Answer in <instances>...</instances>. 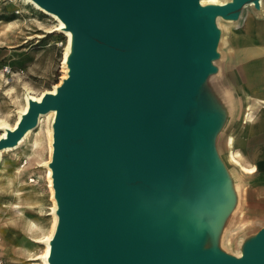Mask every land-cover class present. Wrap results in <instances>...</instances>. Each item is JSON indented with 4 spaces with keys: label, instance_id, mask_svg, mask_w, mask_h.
Instances as JSON below:
<instances>
[{
    "label": "water",
    "instance_id": "1",
    "mask_svg": "<svg viewBox=\"0 0 264 264\" xmlns=\"http://www.w3.org/2000/svg\"><path fill=\"white\" fill-rule=\"evenodd\" d=\"M32 1L72 32L69 73L55 94L29 104L0 151L55 111L49 264H264V228L242 258L204 249L217 225L208 165L231 196L218 233L234 204L213 146L222 114L202 94L215 71V18L237 20L258 0Z\"/></svg>",
    "mask_w": 264,
    "mask_h": 264
},
{
    "label": "rangeland",
    "instance_id": "2",
    "mask_svg": "<svg viewBox=\"0 0 264 264\" xmlns=\"http://www.w3.org/2000/svg\"><path fill=\"white\" fill-rule=\"evenodd\" d=\"M229 21L228 29H218L217 57L212 61L215 71L203 84L202 94L207 107L222 114L213 146L231 180L232 176H239V172L225 165L224 139L228 132L242 126L240 115L245 103H251L246 90L248 101H244L239 90L251 88L246 80L247 69L259 56H247L243 49L248 48L247 45L258 48L264 44V3L262 7L249 8L237 20ZM249 23L251 26L246 29ZM56 26L54 20L25 5L22 0H0V126H13L17 111L24 108L25 93L38 97L60 82L68 40L54 31ZM255 87L264 93V85ZM252 89L256 90L254 86ZM259 109L262 108L258 107L255 112ZM35 139L39 143L38 152L33 151L30 137L17 150L2 154L0 264H41L38 258L44 247L38 239L50 233L52 201L48 173L43 166L49 155L44 127L37 132ZM235 160L244 168H250L242 164L239 157ZM192 171L195 174L194 167ZM230 188L233 190V185ZM207 221L210 223V219ZM263 228L264 215L256 219L248 218L238 206L227 215L218 236L212 240L209 235L204 249L215 247L226 255L238 258L244 244Z\"/></svg>",
    "mask_w": 264,
    "mask_h": 264
},
{
    "label": "bare ground",
    "instance_id": "3",
    "mask_svg": "<svg viewBox=\"0 0 264 264\" xmlns=\"http://www.w3.org/2000/svg\"><path fill=\"white\" fill-rule=\"evenodd\" d=\"M232 1L233 0H228V1L227 0H200V5L202 7L222 6ZM22 2L25 5L31 6L35 10L42 12L44 15L54 20V22H56L57 24V26L54 28V31L60 32L67 38L66 40L68 41L66 43L67 45L64 50L65 52H64V57H63L64 69L62 71L63 75L61 76L60 82L56 84L55 86H53L51 90L44 91L38 97L32 96L28 93L24 94L23 96L24 108L21 111H17L16 120L12 127L0 126V140L4 139L7 136L8 132H12L17 128L23 116H25V114L28 112L29 104L31 102H34V101L39 102L45 94H55L56 93L57 89L60 87L62 82L68 77V73H69L68 62H69V57L72 55L71 46H72V41H73V34L72 32L67 30L66 25L56 15L49 13L45 11L44 9L40 8L32 0H22ZM263 3H264V0H258L257 4L246 5L241 10L240 16L246 13V11L249 8H255L256 5H259L260 7H262ZM222 22L224 25L222 24ZM228 23H231V22L229 20L223 19L222 17L215 18V26L217 29H219V27L228 29V26H227ZM239 93L243 96L244 101H248L244 88L239 90ZM249 108H250V103H245L244 110H242V113L240 115V121L242 122L241 123L242 125L246 122ZM55 116H56L55 111H50L47 114L40 115L38 118L37 126L34 129L28 130L14 147L5 148L0 151V162H1L2 154L17 150L18 148L23 146V144H25L26 141H28L31 137V140H33V148H34L33 151L38 152L37 148H38L39 143L36 141L35 136L37 135V132L39 133L42 131V127L45 128L47 139H48L47 147L49 148V155H48V160L45 161L43 166L46 168V173H48L47 181H48V187L50 190V198L52 201V207L50 209L51 211L50 213L52 216V224H51V229L49 231L50 232L49 235L38 239L39 243H42L44 247L42 254L38 258L41 260V264H49L48 259L50 255V244H51V241L53 239V236L55 234L57 224H58V216H57L58 206H57V202L55 199V192L53 189L52 171L50 169V164H51L52 156H53V124L55 121ZM234 139H235V136H233V133H230L225 140L226 151L223 156V159L225 161L226 167L236 169L240 175H245V174L249 175V174L255 173L256 172L255 166H252L251 169H246L242 165H240L239 162H237L238 160L237 161L235 160L237 159L238 155L233 152ZM207 184L209 185V189H210L209 203L207 204V208L209 210L212 209L215 215L217 216V225H216L215 230L213 231V236H214L213 238H215V235L218 233V228L220 226V223L223 217L225 216L227 209L230 208L231 196L228 190L226 189L225 176L213 164L207 166ZM237 257L242 258L243 254L239 253Z\"/></svg>",
    "mask_w": 264,
    "mask_h": 264
},
{
    "label": "crops",
    "instance_id": "4",
    "mask_svg": "<svg viewBox=\"0 0 264 264\" xmlns=\"http://www.w3.org/2000/svg\"><path fill=\"white\" fill-rule=\"evenodd\" d=\"M251 23L246 25V29L251 26ZM246 47L248 48L243 49L245 55L259 56L252 63L251 68L247 69L246 80L251 88L244 89L251 100L249 116L247 115L246 122L242 126L239 125L238 129L228 132L224 141L230 133H233L235 136L234 153L238 155L242 164L250 166L249 169L252 166L256 167L255 173L239 174L240 177L232 176L230 180V186L233 185L234 196L232 209L235 210L239 206L248 218L256 219L264 215V93L261 92L263 90H257L255 87L264 85V44L258 48H249L250 45ZM252 86L256 90H253ZM258 107L262 109L255 112Z\"/></svg>",
    "mask_w": 264,
    "mask_h": 264
},
{
    "label": "built area",
    "instance_id": "5",
    "mask_svg": "<svg viewBox=\"0 0 264 264\" xmlns=\"http://www.w3.org/2000/svg\"><path fill=\"white\" fill-rule=\"evenodd\" d=\"M6 72H7V70H6Z\"/></svg>",
    "mask_w": 264,
    "mask_h": 264
}]
</instances>
